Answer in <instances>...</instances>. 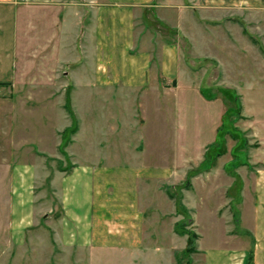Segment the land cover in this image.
<instances>
[{
    "label": "crops",
    "instance_id": "obj_1",
    "mask_svg": "<svg viewBox=\"0 0 264 264\" xmlns=\"http://www.w3.org/2000/svg\"><path fill=\"white\" fill-rule=\"evenodd\" d=\"M174 8L200 16L214 11L220 17L204 22L223 25L232 23V13L264 11V0H0L2 169L12 170L16 132H21L18 122L24 121L17 152H24L25 165L16 167L10 177L15 230L22 222L35 227L27 218L33 213L36 169L49 183L50 193L38 200L51 195L49 209L40 219L47 223L49 231L44 232L55 246L76 251L78 258L94 248L145 256L144 250L158 242V233L151 228L169 221L163 218L171 215L174 202L165 191L183 179L185 183L203 159L185 141L184 146L173 138L169 141L168 132L200 131L197 118L181 116L179 109L183 99L178 93L187 74L173 28L180 13ZM200 21L190 20L189 25ZM188 38L192 42L191 35ZM209 40L212 46L214 40ZM184 84L187 91L193 90L192 80ZM34 105L40 108L43 130L33 139ZM97 111L103 113L104 126L101 132H92L90 124L96 118L92 112ZM69 112L77 131L65 145ZM86 120L87 126L82 123ZM176 120L180 127L169 129ZM261 144L257 146L261 154L248 151L251 161L238 164L242 171L229 178L234 193L238 186V205L250 217L248 250L253 264H264ZM54 199L58 207L53 211ZM200 242L196 255L204 253L201 264H247L245 254L237 258L222 247L223 251L204 249Z\"/></svg>",
    "mask_w": 264,
    "mask_h": 264
},
{
    "label": "rangeland",
    "instance_id": "obj_2",
    "mask_svg": "<svg viewBox=\"0 0 264 264\" xmlns=\"http://www.w3.org/2000/svg\"><path fill=\"white\" fill-rule=\"evenodd\" d=\"M183 9L174 8L173 12L175 14L179 12L180 16L177 21L175 20L173 28L181 53V67L185 74L191 76L194 88L187 91L184 82L191 80L189 76L188 78L187 75L184 76L182 91L178 93L179 99H183L179 109L181 116L185 113L187 118L192 120L197 118L199 122L197 128H200V131L168 132L169 141L173 138L178 146L181 144L184 146L185 141L186 145L191 147V152L199 156L204 155L210 145L220 140L219 144L223 146L224 153L216 159L209 171L196 175L197 179H190L191 189L183 186V179L181 183L174 184L171 191L188 213L189 221L187 222L186 219L183 221L186 222L185 228L194 231L198 236L196 248H199L198 242L201 239L202 248L210 247L214 251H223V248L239 258L240 254L247 255L249 251L250 217L246 214V210L238 205L240 192L236 189L237 185H234L235 193L233 192L229 178L234 172L240 174L242 171V168L237 169L238 164L246 163L248 159L251 161V158H248V151L257 152L259 150L257 146L260 143L263 146L264 143V11H238L230 14L233 16L231 24L214 25L204 22V20L214 22L220 17V15L216 16L214 11L207 12L203 17L197 11ZM190 20L202 21L200 25L193 23L190 26ZM190 35L192 42L188 40ZM202 37L208 40L202 41ZM210 38L214 40L212 46L209 44ZM198 85L202 88H198ZM198 99L201 103L195 102ZM99 107L101 106H96L98 109ZM236 112L239 113L238 119ZM92 113L96 118L90 124L91 130L101 132L105 121L103 113L99 111ZM226 113L229 115L225 117ZM69 118L70 126L65 131V145L72 137L68 132L77 125L71 112ZM30 120L34 139L43 130L41 125L43 119L38 105L32 108ZM28 122L26 121V124ZM180 122L176 120L168 128L177 129L180 127ZM23 123V120L18 122V131L21 132H16L15 157L10 161L11 163L9 162L12 170L0 167V264L202 263L203 252L198 255L197 252L191 254L189 258L191 263H187V258L176 260L175 254L186 247V236H179L175 230L173 231L174 223L176 224L183 217V214L176 213L177 208L174 209V214L172 207L174 203L176 207L175 199L171 202L172 207L169 208L171 215L168 214L163 218L169 221H163L160 227L151 228L154 234L158 233L159 239L158 242L153 243L152 248L144 250L145 256L128 254L125 250L94 248L86 250L87 256L85 254L78 258L76 251L55 246L51 236L46 233L49 231L47 223L44 219H40L42 213L49 209L51 195L48 194L46 201L44 198L38 200L41 195H45L44 192H49L46 191L49 190V183L42 181L36 169L33 170L35 172L32 188L33 204H31L33 213L27 218L30 219L31 224H35V227H26V223L22 222L15 230L11 218V204L15 201V194H12L13 185L10 177L16 167H23L26 161L24 152H17L19 139L24 137ZM82 123L87 126L90 120ZM97 126L100 128L99 131L96 130ZM234 127L237 131H234ZM220 132L223 134L221 139ZM96 136L105 138L104 134ZM33 147L37 146L33 145ZM257 154L261 153L257 152ZM192 160L194 161V158ZM195 169L196 167H193L192 170ZM52 203L54 211L58 203L56 200ZM239 212L240 219H238Z\"/></svg>",
    "mask_w": 264,
    "mask_h": 264
},
{
    "label": "trees",
    "instance_id": "obj_3",
    "mask_svg": "<svg viewBox=\"0 0 264 264\" xmlns=\"http://www.w3.org/2000/svg\"><path fill=\"white\" fill-rule=\"evenodd\" d=\"M232 101V100H231ZM233 102V101H232ZM234 103V102H233ZM237 114V118H239V113L236 112ZM226 115H229L228 113L224 114V116L226 117ZM235 119V120H236ZM74 120V119H73ZM77 131V126L73 127L70 132H68L69 135H73L75 134ZM234 131H237L234 127ZM222 132H220V139L223 138L222 136ZM219 142H221L220 140L213 144V145H210L204 155H203V159L202 161L200 162V164L196 167L195 170H191L189 173H188V178L186 180V182L183 184V186L186 188V189H190V178L192 177H195L196 175L200 174V173H204V172H207L209 171L213 166H214V163L216 162V159H218V157H220L221 155H223L224 151H223V146L219 144ZM220 146V148H218ZM218 148V149H217ZM167 192V195L171 198V199H175L176 200V196L173 192H171L170 190L166 191ZM176 208H177V212L178 214H183V217L180 221H178L176 224H175V233L178 234L179 236H186V247L184 248L183 251L179 252V253H176L175 254V257H176V260L178 261L179 259H182L183 258H187V263H191L189 258H190V255L193 254V253H196L197 252V248H196V240H197V234L192 231V230H188L185 228V223L183 220L186 219V221L188 222L189 221V218H188V213H186V209L185 207L178 201L176 200ZM246 262L247 264H253V254L251 251H249V253L246 255Z\"/></svg>",
    "mask_w": 264,
    "mask_h": 264
}]
</instances>
